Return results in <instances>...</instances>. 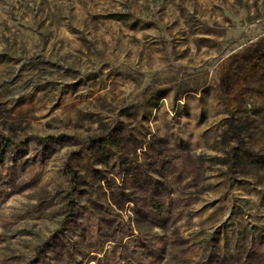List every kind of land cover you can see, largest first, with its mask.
Wrapping results in <instances>:
<instances>
[{"label":"rangeland","instance_id":"374dc122","mask_svg":"<svg viewBox=\"0 0 264 264\" xmlns=\"http://www.w3.org/2000/svg\"><path fill=\"white\" fill-rule=\"evenodd\" d=\"M0 264H264V0H0Z\"/></svg>","mask_w":264,"mask_h":264}]
</instances>
